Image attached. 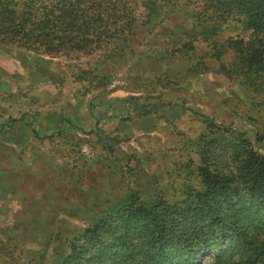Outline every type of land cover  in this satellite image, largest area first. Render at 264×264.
Returning <instances> with one entry per match:
<instances>
[{
	"label": "rangeland",
	"instance_id": "374dc122",
	"mask_svg": "<svg viewBox=\"0 0 264 264\" xmlns=\"http://www.w3.org/2000/svg\"><path fill=\"white\" fill-rule=\"evenodd\" d=\"M175 1L179 12L164 9L154 29L134 30L128 53L106 42L92 54L52 58L0 43V239L17 240L8 242L20 249L17 263L60 264L74 239L132 191L173 199L198 187L191 141L200 114L242 132L264 155V93L234 72L230 46L249 32L228 19L208 44L190 26L205 21L202 11L192 15L202 0ZM193 33L192 57L185 48L173 55ZM142 103L155 106L141 114ZM22 115L38 131L15 132L29 141L16 145L1 127Z\"/></svg>",
	"mask_w": 264,
	"mask_h": 264
},
{
	"label": "trees",
	"instance_id": "16d2710c",
	"mask_svg": "<svg viewBox=\"0 0 264 264\" xmlns=\"http://www.w3.org/2000/svg\"><path fill=\"white\" fill-rule=\"evenodd\" d=\"M175 2L0 0V43L52 58L92 54L93 45L107 43L117 44L115 52L128 53L134 30L154 29L164 9L179 12L184 5ZM200 12L205 21L195 19L190 26L201 30L208 44L216 40L223 22L238 18L249 33L230 44L238 68L234 72L264 93V0H202L192 15ZM176 26L181 38L186 37L185 27ZM195 36L173 46L171 53L183 54L185 48L184 55L192 57ZM147 104L136 111L145 114L155 106ZM23 116H8L2 125L8 142L29 143L19 142L14 136L18 131L36 136L38 130ZM200 116L202 130L191 141L196 144L199 186L186 185L183 195L173 199L126 194L74 239L71 253L60 264H264V155L242 132ZM10 240L16 239H0V260L16 264L13 251L20 249Z\"/></svg>",
	"mask_w": 264,
	"mask_h": 264
}]
</instances>
